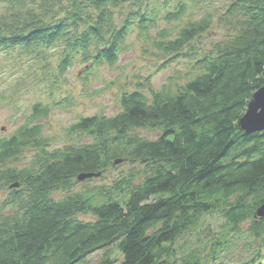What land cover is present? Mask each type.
<instances>
[{
	"label": "trees",
	"instance_id": "1",
	"mask_svg": "<svg viewBox=\"0 0 264 264\" xmlns=\"http://www.w3.org/2000/svg\"><path fill=\"white\" fill-rule=\"evenodd\" d=\"M167 5L0 0V55L55 70L57 79L76 63L85 72L113 66L131 32L151 38L160 22L177 23L186 14L187 3ZM220 20L234 31L210 50L195 46L209 29V17L185 24L174 36L156 31L152 47L162 55L161 67L185 59L190 79L176 88L169 79L158 91L134 85L120 96L116 115L80 118L68 131L86 134L90 143L49 150L36 122L71 100L55 99L48 88L51 104L31 103L21 126L0 138V189H8L0 202V264H84L101 250L98 264H113L115 253L119 264H229L224 253L249 221L245 235L256 245L238 264H264V218H255L264 203V130L245 135L236 125L264 85V0H230ZM138 129H151L157 137L144 139ZM28 149L35 151L30 166H7ZM126 162L141 168L107 191L98 188L108 195L105 202L93 205L80 193L50 197L70 190L80 174L102 177ZM78 214L95 220L81 221ZM212 219L221 222L215 238L193 244L179 262L169 263L175 243Z\"/></svg>",
	"mask_w": 264,
	"mask_h": 264
},
{
	"label": "rangeland",
	"instance_id": "2",
	"mask_svg": "<svg viewBox=\"0 0 264 264\" xmlns=\"http://www.w3.org/2000/svg\"><path fill=\"white\" fill-rule=\"evenodd\" d=\"M157 3L168 1L170 4L179 2L187 3L186 14L177 23L169 24L160 22L155 30L150 31L149 37L139 36L136 30L130 33L125 41V47L119 54L118 60L113 66H93L91 71H84L83 65L76 63L68 72L56 77L55 70H37L39 66L33 61L27 65L16 64V57L7 60L0 55V138L9 137L30 114L31 103L44 101L51 104V98L47 95L48 88L53 90L55 99L63 97L70 98L71 104L63 107H52L47 117L37 121L42 126V137L49 140V150L63 149L66 146H80L90 143L91 139L85 134H72L68 129L80 118L101 115L111 117L116 115L119 109L120 96L126 91H131L139 84L143 89L151 87L158 91L163 85L172 80L171 87L181 86L191 77V68L188 61L178 59L171 62L168 68L161 67L162 55L152 47L153 39L161 29L168 30V34L175 35L177 30L185 24L198 19H210L208 31L197 39L196 48L210 50L214 43L222 41L234 30L229 27L228 22H221L220 16L224 12L230 0H156ZM3 8L0 6V13ZM145 38V39H144ZM53 68L56 62L52 61ZM86 70V69H85ZM84 71V72H83ZM48 72V73H47ZM57 82V84H56ZM146 93V90L143 91ZM149 95V94H147ZM136 134L144 139L150 140L157 137V133L151 129H138ZM35 151L30 149L23 152L22 157L16 163H9V167L23 168L30 166ZM141 167L129 163H122L117 168H110L102 177L93 178L87 182H77L73 187L64 192L57 190L50 197L54 201L64 199L68 194H84L91 197L89 200L93 205L109 200L108 195L99 194L109 190L113 182L131 171L136 174ZM141 182L137 177L134 183ZM8 189H0V202H3ZM12 211L11 208L6 209ZM84 222L94 221L91 214H78L75 216ZM209 223V224H208ZM220 221L212 219L203 226L196 228L189 238L181 239L175 243V258H170L169 263H176L183 255L190 251L193 244L210 241L215 236ZM251 225V221L240 225V231L244 233L235 242L229 253H224V260L229 264H238L247 261L251 257L256 242L245 235V231ZM197 240V241H196ZM196 241V243H195ZM207 241V243H208ZM249 241V242H248ZM195 248L196 246L193 245ZM250 249V250H249ZM249 250V251H248ZM103 250L90 254L84 264H98L103 257ZM113 264H119L121 258L118 254H112Z\"/></svg>",
	"mask_w": 264,
	"mask_h": 264
},
{
	"label": "water",
	"instance_id": "3",
	"mask_svg": "<svg viewBox=\"0 0 264 264\" xmlns=\"http://www.w3.org/2000/svg\"><path fill=\"white\" fill-rule=\"evenodd\" d=\"M237 128L245 135L261 132L264 130V85L255 91L254 95L249 99L244 116L237 122ZM119 164V161H116ZM100 174H80L78 181L87 178L98 177ZM255 218H264V203L259 206L255 213Z\"/></svg>",
	"mask_w": 264,
	"mask_h": 264
}]
</instances>
